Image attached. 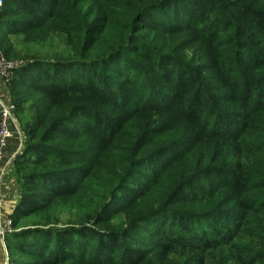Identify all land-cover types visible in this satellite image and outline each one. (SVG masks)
I'll return each instance as SVG.
<instances>
[{
    "label": "trees",
    "instance_id": "16d2710c",
    "mask_svg": "<svg viewBox=\"0 0 264 264\" xmlns=\"http://www.w3.org/2000/svg\"><path fill=\"white\" fill-rule=\"evenodd\" d=\"M141 1L145 5L128 14L108 13L92 0H4L0 31L5 41L10 35L35 29L30 20L24 19L36 16L55 22L59 12L66 15L61 29L80 46V58L74 60L77 62L27 58L10 80V92L16 93L12 98L14 117L21 124L24 138L21 152L12 163L19 196L9 216L12 231L4 238L7 264H137L144 259L142 250L131 248L128 231L93 229L106 208L116 203L119 189L112 191L108 203L106 200L100 208L92 206L84 197L88 190L82 184L89 177L90 152L73 147L90 135L96 141L110 143L126 122L118 116L110 117L106 110L130 116L140 109L152 110L159 104V99L151 101L152 94L146 93L152 88L165 91L164 100L185 120L196 126L206 118L210 120L215 108L210 107L209 97L203 96L188 71L175 67L163 54L168 47L163 32L183 16L186 26L200 31L211 45L222 46L217 42V32L225 33L230 23L217 13L216 0ZM228 1L231 7L264 21V0ZM69 6L73 9L70 14ZM240 39H244L238 43L241 48L254 49L258 60L250 62L251 69L262 70L264 78V40L255 35ZM12 45L2 48L7 61L19 58ZM139 78L143 79L144 90L138 85ZM28 116L32 121L26 123ZM78 118L87 125L75 120ZM240 173H235L232 184L245 189ZM129 177L140 184L138 173L131 172ZM64 207L76 209V219L70 220L73 224L69 226V222L60 224L63 211H58ZM236 207L240 224H245L242 231L259 236L264 226H250L245 217L259 212L264 217V204L237 201ZM230 237L227 229L218 228L208 237L186 229L183 234L159 231L151 239L156 241L153 246L169 253L187 247L210 250L218 240Z\"/></svg>",
    "mask_w": 264,
    "mask_h": 264
},
{
    "label": "rangeland",
    "instance_id": "374dc122",
    "mask_svg": "<svg viewBox=\"0 0 264 264\" xmlns=\"http://www.w3.org/2000/svg\"><path fill=\"white\" fill-rule=\"evenodd\" d=\"M92 1L108 13L130 14L145 5L141 0ZM231 6L228 0H216L217 13L230 23L225 33L217 32V42L222 46L211 45L200 31L186 26L183 16L163 32L168 44L163 54L175 67L188 71L203 96L209 97L210 107L215 108L210 120L206 118L197 126L185 120L164 100L165 91L152 88L146 91L152 94L150 100L159 99L152 110L140 109L133 116L106 110L110 117L126 122L110 143L90 135L73 147L90 152L89 177L82 184L88 190L84 197L92 206L100 208L106 200L108 203L112 191L119 189L116 203H109L93 229L128 231L131 248L143 251L144 259L137 264H264V230L259 236L244 233L245 224L241 225V217L235 214L237 201L264 204V78L262 70L251 69L250 62L258 60L254 49L238 45L244 40L240 36L255 35L264 40V21ZM66 8L69 14L73 11L71 6ZM58 14L55 22L36 16L24 19L35 29L10 35L7 41L0 31L2 48L13 44L19 53L11 62L23 66L31 57L77 62L80 46L61 29L66 15ZM2 48L0 54L6 58ZM138 82L144 90L143 79ZM14 94L10 93L11 100ZM75 120L87 125L79 118ZM31 121V116L26 117V123ZM19 124L16 120L23 141ZM133 168L137 171H131ZM131 172L139 174L140 184L129 177ZM236 172H241L245 189L232 184ZM62 211L60 224L76 219V209L64 207L58 212ZM262 213L245 218L250 226H264ZM218 228L227 229L231 237L218 240L216 247L205 251L187 247L163 253L151 239L159 231L183 234L186 229L208 237ZM3 254L7 264L8 254Z\"/></svg>",
    "mask_w": 264,
    "mask_h": 264
},
{
    "label": "built area",
    "instance_id": "2783aa9c",
    "mask_svg": "<svg viewBox=\"0 0 264 264\" xmlns=\"http://www.w3.org/2000/svg\"><path fill=\"white\" fill-rule=\"evenodd\" d=\"M4 6V0H0V12ZM21 63L7 61L0 54V84L9 83L13 76L14 70L20 66ZM14 105L9 102H5L0 96V163L3 157V149L7 142L12 137L13 133H18L21 136L20 131L16 126V120L14 117ZM14 158H10L7 162L5 169L0 168V205H1V189H2V177L4 171L13 163ZM12 226L10 218L2 221V215L0 211V243L3 251L7 254L6 244L4 241L5 235L11 233Z\"/></svg>",
    "mask_w": 264,
    "mask_h": 264
},
{
    "label": "crops",
    "instance_id": "0c3cea01",
    "mask_svg": "<svg viewBox=\"0 0 264 264\" xmlns=\"http://www.w3.org/2000/svg\"><path fill=\"white\" fill-rule=\"evenodd\" d=\"M9 83H1L0 91L5 102H12L10 95ZM23 141H21L20 135L18 133H13L10 140L7 142L5 148L3 149V157L0 163V168L3 170L6 167L7 162L10 158H16L21 152ZM2 208L1 214L4 219L9 218L15 203L19 196V181L14 172V166L11 164L5 171L2 177ZM0 264H6V259L3 251L0 247Z\"/></svg>",
    "mask_w": 264,
    "mask_h": 264
},
{
    "label": "water",
    "instance_id": "95a60500",
    "mask_svg": "<svg viewBox=\"0 0 264 264\" xmlns=\"http://www.w3.org/2000/svg\"><path fill=\"white\" fill-rule=\"evenodd\" d=\"M22 64V63H21ZM26 64V63H25Z\"/></svg>",
    "mask_w": 264,
    "mask_h": 264
}]
</instances>
